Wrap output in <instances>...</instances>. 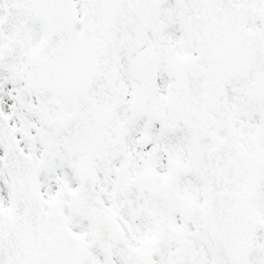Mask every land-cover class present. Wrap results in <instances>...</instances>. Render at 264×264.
<instances>
[{
  "label": "snow or ice",
  "instance_id": "6c2138e0",
  "mask_svg": "<svg viewBox=\"0 0 264 264\" xmlns=\"http://www.w3.org/2000/svg\"><path fill=\"white\" fill-rule=\"evenodd\" d=\"M0 264H264V0H0Z\"/></svg>",
  "mask_w": 264,
  "mask_h": 264
}]
</instances>
